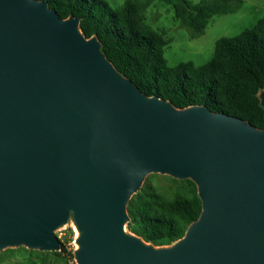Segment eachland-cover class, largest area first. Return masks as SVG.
Instances as JSON below:
<instances>
[{
  "label": "water",
  "instance_id": "95a60500",
  "mask_svg": "<svg viewBox=\"0 0 264 264\" xmlns=\"http://www.w3.org/2000/svg\"><path fill=\"white\" fill-rule=\"evenodd\" d=\"M80 22L0 0V251H60L73 222L77 264H264V128L146 94ZM151 173L193 180L202 201L166 246L126 229Z\"/></svg>",
  "mask_w": 264,
  "mask_h": 264
},
{
  "label": "trees",
  "instance_id": "16d2710c",
  "mask_svg": "<svg viewBox=\"0 0 264 264\" xmlns=\"http://www.w3.org/2000/svg\"><path fill=\"white\" fill-rule=\"evenodd\" d=\"M45 1L62 18L81 17L85 36H97L105 56L146 94L169 100L179 108L206 105L264 128V106L259 97L264 89V16L254 28L220 38L207 63L186 61L170 66L164 56L170 39L146 22V3L125 0L113 8L106 0ZM161 1L171 6L176 19L191 29L193 37L203 33L216 15L235 12L242 2ZM175 181L182 187L171 197L148 187L134 194L128 205L129 230L155 246L182 238L202 212L195 182Z\"/></svg>",
  "mask_w": 264,
  "mask_h": 264
},
{
  "label": "rangeland",
  "instance_id": "374dc122",
  "mask_svg": "<svg viewBox=\"0 0 264 264\" xmlns=\"http://www.w3.org/2000/svg\"><path fill=\"white\" fill-rule=\"evenodd\" d=\"M106 1L113 8H117L125 0ZM138 1L147 4L146 22L156 30L165 32L170 39V43L164 49V56L170 66L186 61H193L196 65L207 63L214 56L215 45L220 38L237 36L247 29H252L264 16V0H242L235 12L216 15L203 33L193 37L191 29L182 26L176 19L170 5L161 0ZM175 179L167 174L151 173L146 177L141 189L150 187L165 197H171L182 187V183L176 182ZM126 229L132 232L127 225ZM57 235L63 244L60 251H42L26 246L8 247L0 251V264H77L75 249L78 245L74 223L69 222L61 227Z\"/></svg>",
  "mask_w": 264,
  "mask_h": 264
},
{
  "label": "bare ground",
  "instance_id": "6f19581e",
  "mask_svg": "<svg viewBox=\"0 0 264 264\" xmlns=\"http://www.w3.org/2000/svg\"><path fill=\"white\" fill-rule=\"evenodd\" d=\"M76 234H77V236L79 235V233H78V230L76 229Z\"/></svg>",
  "mask_w": 264,
  "mask_h": 264
}]
</instances>
